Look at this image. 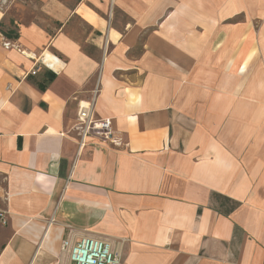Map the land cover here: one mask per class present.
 Here are the masks:
<instances>
[{"label": "crops", "instance_id": "1", "mask_svg": "<svg viewBox=\"0 0 264 264\" xmlns=\"http://www.w3.org/2000/svg\"><path fill=\"white\" fill-rule=\"evenodd\" d=\"M96 85L120 146L79 149ZM0 212V264H264V0L0 8Z\"/></svg>", "mask_w": 264, "mask_h": 264}, {"label": "built area", "instance_id": "2", "mask_svg": "<svg viewBox=\"0 0 264 264\" xmlns=\"http://www.w3.org/2000/svg\"><path fill=\"white\" fill-rule=\"evenodd\" d=\"M9 47V44H5ZM31 74H35L32 71ZM99 88L96 85L92 91L91 102L79 107L76 116V133L79 149L84 148L92 137L103 143L120 146V142L114 139L111 119H96L92 108V102L97 96ZM4 212H0V223L6 225ZM62 253H66L72 264H121V250L118 246H112L109 242L94 238L81 237L78 241L70 243L64 241L61 247Z\"/></svg>", "mask_w": 264, "mask_h": 264}, {"label": "rangeland", "instance_id": "3", "mask_svg": "<svg viewBox=\"0 0 264 264\" xmlns=\"http://www.w3.org/2000/svg\"><path fill=\"white\" fill-rule=\"evenodd\" d=\"M9 1L10 0H0V8L9 6ZM64 254H66V253H64ZM66 257H68L67 254H66Z\"/></svg>", "mask_w": 264, "mask_h": 264}]
</instances>
